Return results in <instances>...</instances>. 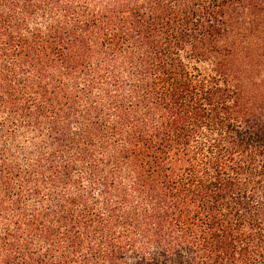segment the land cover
<instances>
[{"label":"trees","instance_id":"obj_1","mask_svg":"<svg viewBox=\"0 0 264 264\" xmlns=\"http://www.w3.org/2000/svg\"><path fill=\"white\" fill-rule=\"evenodd\" d=\"M0 264H264V0H0Z\"/></svg>","mask_w":264,"mask_h":264}]
</instances>
